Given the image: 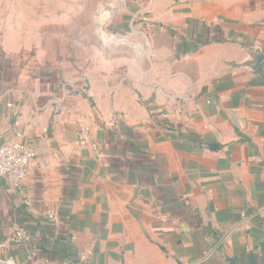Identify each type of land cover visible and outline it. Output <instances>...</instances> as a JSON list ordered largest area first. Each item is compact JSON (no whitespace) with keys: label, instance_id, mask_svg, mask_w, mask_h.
Listing matches in <instances>:
<instances>
[{"label":"crops","instance_id":"obj_1","mask_svg":"<svg viewBox=\"0 0 264 264\" xmlns=\"http://www.w3.org/2000/svg\"><path fill=\"white\" fill-rule=\"evenodd\" d=\"M0 3L29 5L0 11V145L35 152L20 191L0 178V257L260 264L264 0ZM101 4L121 41L68 30Z\"/></svg>","mask_w":264,"mask_h":264},{"label":"built area","instance_id":"obj_2","mask_svg":"<svg viewBox=\"0 0 264 264\" xmlns=\"http://www.w3.org/2000/svg\"><path fill=\"white\" fill-rule=\"evenodd\" d=\"M107 17V12L103 13ZM100 27V26H99ZM101 29V28H100ZM102 30V29H101ZM103 33V32H102ZM100 35V33H99ZM104 39L110 38V40H104L108 44H113L121 41L119 37L110 34H103ZM35 158L34 150L28 146L22 140V135L17 134L16 139L8 141L3 145H0V178L6 179L11 184V187L17 191L22 189L24 181L27 179L28 169L30 163ZM47 220L54 226L60 224L59 217L52 211L46 213ZM261 229L264 232V220L261 223ZM25 235L21 230L16 229L11 237L13 242L25 241ZM1 247H4L2 244ZM92 255V251H87L80 255V261L86 262ZM0 264H21L11 259H5L0 257ZM42 264H52L51 262L43 261Z\"/></svg>","mask_w":264,"mask_h":264},{"label":"rangeland","instance_id":"obj_3","mask_svg":"<svg viewBox=\"0 0 264 264\" xmlns=\"http://www.w3.org/2000/svg\"><path fill=\"white\" fill-rule=\"evenodd\" d=\"M81 5H83V4H79V3H70L69 2V4H68V12H72V13H75V11H78V8L81 6ZM102 5V4H101ZM100 5V6H101ZM28 6L29 5H27L26 3H21V4H5V3H0V11H2V10H7V8L9 9V11H11V12H17V11H19V12H27L28 10H29V8H28ZM103 6V8H101ZM101 7H99V11H94V13H95V16H96V18L97 19H99V20H102V22H100L101 23V25H100V27H98V25H96L97 24V19L96 18H94V20H93V15H94V13H93V15H91L90 16V14H91V12L92 11H89V16L91 17L89 20L87 19V20H85V21H81V20H77V19H72V18H69L68 20H67V28H68V30H70L73 26H76V24H79V25H81V22H84V24H85V27L86 26H88L89 28H91L92 29V31H97L98 30V33H100V35H99V37H100V41H104L105 39L106 40H110V38H105L104 39V37H103V34L105 33V34H110V32L108 31L109 29V25H106L107 26V29H105V27H103L102 25H103V23L106 21V19H104L105 18V16H103V13H105V12H107L108 13V9H107V5H102ZM86 7V6H85ZM31 10V9H30ZM35 11L37 12V13H43V12H45V11H49V5H45V4H43V3H41V4H36L35 5ZM86 12H88V9L86 10ZM98 20V21H99ZM21 22H23V24L25 25V22L26 21H21ZM36 22H38V21H36ZM39 22H42V24L45 22L44 20H40ZM94 22H95V24H94ZM44 25H40V26H37L36 28H35V34L38 32L39 33V31H43L44 30V28H46L45 26L43 27ZM102 30H101V29ZM103 32V33H102ZM26 35H27V33H25V37H26ZM105 42V41H104Z\"/></svg>","mask_w":264,"mask_h":264},{"label":"water","instance_id":"obj_4","mask_svg":"<svg viewBox=\"0 0 264 264\" xmlns=\"http://www.w3.org/2000/svg\"><path fill=\"white\" fill-rule=\"evenodd\" d=\"M263 59V56L259 54H257L255 57H254V62L252 63L251 68H255L257 67L260 62L262 61ZM259 261H260V264H264V238L260 244V258H259ZM228 264H236L235 261L233 259H229L228 260Z\"/></svg>","mask_w":264,"mask_h":264}]
</instances>
